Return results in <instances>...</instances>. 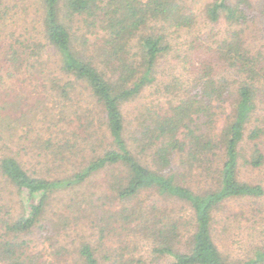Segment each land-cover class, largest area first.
<instances>
[{
  "label": "trees",
  "instance_id": "trees-1",
  "mask_svg": "<svg viewBox=\"0 0 264 264\" xmlns=\"http://www.w3.org/2000/svg\"><path fill=\"white\" fill-rule=\"evenodd\" d=\"M37 3L39 38L0 30V67L40 89L27 95L42 131L22 116L4 120L21 135L0 158V189L24 201L17 211L0 205V264H51L30 238L48 229L53 196L87 184L98 185L90 197L70 200L95 218L81 264H145L130 253L135 240L153 264H264L262 242L236 257L216 245L231 227L227 204L264 196L239 178L264 166V54L246 42L251 28L264 36V0ZM78 87L88 106L73 104L74 119L63 109ZM151 91L162 97L147 104ZM54 103L63 104L57 120ZM28 153L40 170L26 167Z\"/></svg>",
  "mask_w": 264,
  "mask_h": 264
},
{
  "label": "rangeland",
  "instance_id": "rangeland-1",
  "mask_svg": "<svg viewBox=\"0 0 264 264\" xmlns=\"http://www.w3.org/2000/svg\"><path fill=\"white\" fill-rule=\"evenodd\" d=\"M252 1L255 2L256 0ZM0 6L1 14L4 18L3 24L0 25L1 31H4L7 35L14 33L21 38L28 37L36 39L40 37L41 24L37 0H4ZM195 6L199 7L200 4L196 3ZM260 33H254L252 28L249 29L246 32V42L254 51L264 54V36ZM8 71L9 69L7 67H0V158L5 152L7 153V148H11L10 150L12 151L16 150L17 138L21 135V131L17 130L19 127H15L14 130L16 131L13 130L12 136L9 135L8 127L4 123V120L8 116H11L12 120L17 121L22 116L24 120L27 119L33 123L35 134L42 132L39 131L38 128L40 125L37 122L39 110L41 109L39 107L37 109V102L27 95L28 90L31 91L30 89L36 88L37 85L32 83L29 88L26 83H23V77H20L21 74L17 75L13 70H10V73ZM46 87H48L47 84ZM36 89L40 90L38 87ZM46 89H43L44 93L47 91ZM76 90L70 109H63V111H66L67 117L74 119L77 116L73 114V104L81 108L88 106L86 102L87 96L84 90L80 87ZM35 91L32 92L35 94ZM150 93L153 96L149 95L148 92L143 96V99L147 100V104L151 99L162 97L158 94L154 95L152 91ZM21 100H24V102ZM62 105V103H54L52 105L56 120L60 117ZM34 122L36 123L34 124ZM222 123L220 121L218 127H221ZM24 162H26V167L29 170L32 168H42L43 164H45L43 163L40 166L35 163L34 156L31 153L27 154ZM61 168L62 164L55 163V172L61 171ZM41 172L40 177H55L53 173H47L46 170H41ZM239 178L250 184L260 185L264 190V166L260 169L242 167ZM97 186L87 184L85 188L79 189L71 195L68 193H58L52 197L45 212V219L47 220L45 224H47L48 229L45 232H39L31 238L29 237L32 240L31 246L33 247V252L38 254L43 262H50L51 264H81L78 257V249L81 241H90L94 244L97 233L92 226L95 218L89 215L91 209L83 206L81 210H78V208L73 207V203L78 198L90 197L91 194L88 193L93 192ZM23 201V196L19 197L15 192L10 196L6 188L5 190L3 187L0 189V205L4 204L6 206L9 203V206L14 211H17L20 203ZM170 205H168V208H170ZM69 206H72V208H69ZM227 209L230 215H225V217L229 218L231 227L229 230H220L217 228L219 231L216 234V245L221 251H225L231 257H236L241 254L246 255L250 252V246L256 243L262 242L264 244V196L256 201L243 200L230 202L227 204ZM225 217L224 219H226ZM63 223L67 224L63 225ZM109 238L110 240H117L116 235L112 237L111 234ZM130 238L132 237H127V240H131ZM135 242L132 243V247H129L130 253L132 252L134 255L143 256L145 258V264H153L149 261L150 257L148 258L150 246L141 241L135 240ZM134 247L136 248L135 251L133 250ZM160 264H163V262L161 261Z\"/></svg>",
  "mask_w": 264,
  "mask_h": 264
}]
</instances>
